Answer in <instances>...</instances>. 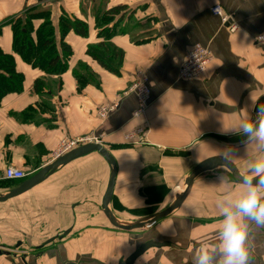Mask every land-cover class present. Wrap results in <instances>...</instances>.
<instances>
[{"label":"crops","instance_id":"obj_1","mask_svg":"<svg viewBox=\"0 0 264 264\" xmlns=\"http://www.w3.org/2000/svg\"><path fill=\"white\" fill-rule=\"evenodd\" d=\"M108 1L106 11L127 12L115 18L118 27L110 41L123 51L118 75L86 55L100 41L93 10L100 0H0V23L38 6L49 10L57 38L62 12L88 27L86 38L66 35L72 54L60 76L24 63L12 51L11 28H1L0 50L13 55L23 86L0 103V172L13 166L31 176L50 163L61 138L95 133L102 134L100 145L116 163L107 208L121 224L150 217L188 191L186 198L149 228L117 229L102 212L111 168L90 153L0 203V264H125L148 242L163 246L147 250L133 264H193L194 252H218L224 209L234 211L246 192L220 168L200 175L188 190L194 166L220 156L253 176V165L264 160V140L241 127L256 120L253 109L264 95V46L253 43L264 32V0ZM214 5L232 17L234 33L210 13ZM195 46L208 48L213 59L202 79L180 80L184 56ZM79 65L91 73L81 89L73 74ZM137 74L145 79L149 100L145 115L132 118L137 98L126 91ZM36 80L44 81L45 92H34ZM114 102L115 111L100 121L96 110ZM137 129L145 131L143 139H126ZM8 191L0 187V193ZM259 196L264 202V189ZM239 219L247 226L248 264H264V225ZM219 259L214 256L213 264Z\"/></svg>","mask_w":264,"mask_h":264},{"label":"trees","instance_id":"obj_2","mask_svg":"<svg viewBox=\"0 0 264 264\" xmlns=\"http://www.w3.org/2000/svg\"><path fill=\"white\" fill-rule=\"evenodd\" d=\"M122 9V7H115L106 11L103 17L95 16L97 38L100 41L86 50L87 56L114 75L120 72L123 51L116 48L110 41L116 34L118 23L114 22L115 18ZM37 22L38 25L35 26ZM6 25L12 30L13 53L31 68L39 69L47 76H60L67 70V62L72 50L64 41L66 35L70 32L81 38H86L88 35V27L84 22L62 12L58 18L57 38L49 10L38 6H31L19 15L1 21L0 32L1 28ZM73 74L78 89L88 83L86 79L88 80L91 75L90 70L84 65H79ZM22 86L23 76L15 70L13 55L4 54L0 50V103L9 94L21 93ZM45 89L47 87L44 81L34 82L33 90L36 94L45 92ZM0 183L10 182L0 181Z\"/></svg>","mask_w":264,"mask_h":264},{"label":"water","instance_id":"obj_3","mask_svg":"<svg viewBox=\"0 0 264 264\" xmlns=\"http://www.w3.org/2000/svg\"><path fill=\"white\" fill-rule=\"evenodd\" d=\"M258 107H264V95H262L255 103L253 109L254 115H257ZM94 152L97 153L99 156H101L111 168V175L102 200V212L113 227L124 231L146 229L154 225L159 220L164 219L165 217L172 214L174 211L179 209V207L183 204L188 191L185 194L179 196L178 199L174 201L171 205H169L166 209L159 211L150 217L141 219L140 221L133 224H128V225L121 224L117 219L113 217V215L110 213V211L107 208V204L111 197V193L115 183V177L117 172L116 163L114 159L109 155L107 150L100 144H85L79 146L78 148L73 149L72 151L60 157L59 159L40 168L36 173L32 174L26 180L19 183L18 186L14 187L13 189H11L6 193H0V203L7 202L9 200L18 198L26 194L27 192L38 186L40 183H42L50 174H52L58 168H61L78 158H81L85 155ZM218 168L226 171L237 183L241 185H243L241 182L242 179L246 176H250L247 173H245L243 169L233 160L220 156L206 157L203 160L199 161L192 169L188 177V186H187L188 190H190V188L193 189V185L195 184L196 178H198L200 175H202L205 172H210ZM253 183H255V180H253ZM161 246L163 245L155 244L152 242L145 243L141 245L138 248V250L135 251L125 261V264H133V262L141 255H143L147 250L151 248H159Z\"/></svg>","mask_w":264,"mask_h":264},{"label":"clouds","instance_id":"obj_4","mask_svg":"<svg viewBox=\"0 0 264 264\" xmlns=\"http://www.w3.org/2000/svg\"><path fill=\"white\" fill-rule=\"evenodd\" d=\"M242 129L249 137L264 140V107H258L255 121L242 124ZM253 176H246L242 184L246 188L245 194L234 205V211L226 207L222 228L218 233L220 244L215 247L218 252L209 253L202 249L193 253V264H213L214 256L219 255L218 264H248V232L247 226L240 222V217L252 220L257 225H264V202L259 192L264 189V160H258L252 167ZM255 180V183H253Z\"/></svg>","mask_w":264,"mask_h":264},{"label":"built area","instance_id":"obj_5","mask_svg":"<svg viewBox=\"0 0 264 264\" xmlns=\"http://www.w3.org/2000/svg\"><path fill=\"white\" fill-rule=\"evenodd\" d=\"M210 13L219 18L222 26L228 25L227 29L229 33H234L237 30V26L233 23V19L230 15L223 12L219 5H214L210 8ZM253 43L256 46H264V32L256 35L253 38ZM213 59L211 51L202 46H195L190 49L184 56L182 65L178 71V78L180 80H200L206 73L208 65ZM135 93L137 98V107L132 114V118H141L145 115L148 107L149 90L146 86L145 79L137 74L131 87L126 91V94ZM118 103L114 102L109 105L100 106L95 115L100 121H105L109 114L115 111ZM145 131L141 129L134 130L126 135V139L132 138H144ZM102 134L92 133L89 136L81 138H61L55 149L50 154V163L69 153L73 149L85 144H100ZM29 177L25 172L17 169L13 166H7L2 172H0V181H6L14 183L16 181L23 182ZM20 182V183H21Z\"/></svg>","mask_w":264,"mask_h":264},{"label":"rangeland","instance_id":"obj_6","mask_svg":"<svg viewBox=\"0 0 264 264\" xmlns=\"http://www.w3.org/2000/svg\"><path fill=\"white\" fill-rule=\"evenodd\" d=\"M100 2H101V4L96 5L93 10H96L95 13H97V15H100L101 17H103V15H104V13L106 11L105 9H106L107 4H108L109 1L108 0H100ZM121 13L122 12H120L119 15L122 16V17H124V15L127 14V12L123 13L122 15H121ZM117 27H118V25H117ZM20 182L21 181H16L14 183H0V187L1 188H8L9 190H11V189H13L15 187L16 183L19 184Z\"/></svg>","mask_w":264,"mask_h":264}]
</instances>
